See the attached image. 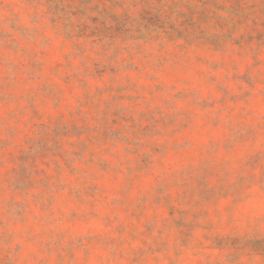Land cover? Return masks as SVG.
Listing matches in <instances>:
<instances>
[{"label":"rangeland","instance_id":"rangeland-1","mask_svg":"<svg viewBox=\"0 0 264 264\" xmlns=\"http://www.w3.org/2000/svg\"><path fill=\"white\" fill-rule=\"evenodd\" d=\"M0 264H264V0H0Z\"/></svg>","mask_w":264,"mask_h":264}]
</instances>
